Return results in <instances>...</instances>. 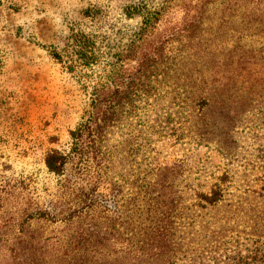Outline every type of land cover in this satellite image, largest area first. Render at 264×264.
Listing matches in <instances>:
<instances>
[{
  "label": "rangeland",
  "instance_id": "1",
  "mask_svg": "<svg viewBox=\"0 0 264 264\" xmlns=\"http://www.w3.org/2000/svg\"><path fill=\"white\" fill-rule=\"evenodd\" d=\"M184 2L0 0L4 207L49 212L60 246L92 233L83 246L128 264H264V17ZM148 55L159 66L116 116ZM101 104L116 112L103 125ZM87 119L88 155L48 171Z\"/></svg>",
  "mask_w": 264,
  "mask_h": 264
},
{
  "label": "trees",
  "instance_id": "2",
  "mask_svg": "<svg viewBox=\"0 0 264 264\" xmlns=\"http://www.w3.org/2000/svg\"><path fill=\"white\" fill-rule=\"evenodd\" d=\"M202 1L203 3H208L217 0ZM223 1L229 8L242 7L245 11L243 13L244 16L253 21L258 20L259 17H264V14H256L248 11V9L251 8L258 10L261 5L264 6V0ZM183 3H185L184 0H161L160 7H170L171 5H180ZM158 14L159 12L156 11L154 13L151 12L149 16L146 15L144 20L145 26H150L151 21L155 22L158 18ZM159 60L160 58L156 55L143 57L141 62L143 69H138V71L134 73L135 75H133L130 87H119L115 90L113 101L117 104V113L114 110L110 111L109 106L101 104L99 107H96L95 112L97 116L98 114L100 115L99 119L102 120V125L110 121L111 117L109 115L114 116L116 113L117 116L124 105H131L132 95H136L135 91H137V83L135 82L147 75L149 72L147 70L148 67L154 68L159 66ZM94 128L95 127H91L88 119L83 123H79V126L70 132L73 143L67 153L57 150L47 152L44 161L48 171L53 172L55 175H61L66 164L70 160L88 155L83 151L84 145L86 144L87 146L88 143H85L83 137L90 138L89 136H94ZM8 190L6 185L0 183V210L2 211L0 214V264H128L124 262L126 257L123 256L120 258L116 256L113 251L99 249L95 245H90L88 243L83 246L82 244L90 239L93 242H97L98 239L101 241L104 240L103 237H98V235L92 233H89L88 236L81 232L79 234H74L76 236L71 235L68 239L69 245L64 247L60 246L58 242L55 241L52 231L47 229V224L51 222L48 216L49 212L35 209L30 207V205H26V207L21 206L15 211L6 209L4 203L8 204L7 195H11ZM67 219H69V216ZM10 226L16 228L15 232L13 228L9 229ZM154 228L153 226L148 236L154 238L160 237L161 235L159 231H157L158 229L153 231ZM71 238L73 239V243L70 242ZM138 252H140V257L145 254V251L142 250ZM171 252V250L155 249L153 255L165 253L169 256Z\"/></svg>",
  "mask_w": 264,
  "mask_h": 264
}]
</instances>
